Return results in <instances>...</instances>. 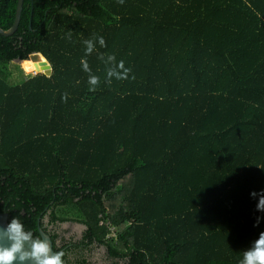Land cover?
<instances>
[{
  "label": "trees",
  "instance_id": "obj_1",
  "mask_svg": "<svg viewBox=\"0 0 264 264\" xmlns=\"http://www.w3.org/2000/svg\"><path fill=\"white\" fill-rule=\"evenodd\" d=\"M16 2L0 0L3 30ZM31 53L48 63L12 82ZM262 189L264 0H23L0 35L8 221L42 228L65 264H88L92 243L111 264H238L264 231Z\"/></svg>",
  "mask_w": 264,
  "mask_h": 264
},
{
  "label": "clouds",
  "instance_id": "obj_2",
  "mask_svg": "<svg viewBox=\"0 0 264 264\" xmlns=\"http://www.w3.org/2000/svg\"><path fill=\"white\" fill-rule=\"evenodd\" d=\"M97 42L103 45V37H97ZM85 43L86 52L91 53L94 48L93 42L88 40ZM108 59L111 60L112 57L109 56ZM85 68H87L86 64ZM108 75H116L119 78L120 74L110 70ZM97 80L95 76L89 77L92 84H96ZM250 196L258 197L256 210L264 212V189L259 192L253 191ZM262 219L264 217L256 216L253 226L258 225ZM5 241L6 243H2ZM64 256L63 250L53 252L47 240L34 238L32 232L26 230L16 217L0 227V264H14V262L15 264H65ZM238 264H264V231L260 232L258 238L244 250Z\"/></svg>",
  "mask_w": 264,
  "mask_h": 264
},
{
  "label": "flooded vegetation",
  "instance_id": "obj_3",
  "mask_svg": "<svg viewBox=\"0 0 264 264\" xmlns=\"http://www.w3.org/2000/svg\"><path fill=\"white\" fill-rule=\"evenodd\" d=\"M43 223H44V225H43L44 228H46L51 233L59 234V237L63 236L65 240L73 241V242H80V241L84 240V232L85 231H82L81 233H79L78 231H73L71 228L65 229V228L61 227V224L60 225H48L46 218L43 220ZM71 223H73V222H71ZM55 244H56L55 246L57 248H59V247H61L63 242L60 239H56ZM87 247H89L90 249ZM79 250L84 251L85 258L87 259L88 264H97L98 263V260H97L98 256L101 258V261L103 262V264H111L110 260H108L106 254H105L104 249L101 247L95 246V244H93V243L88 245V246L86 245L85 250H84V245L81 244ZM102 250H103V252L101 253Z\"/></svg>",
  "mask_w": 264,
  "mask_h": 264
},
{
  "label": "water",
  "instance_id": "obj_4",
  "mask_svg": "<svg viewBox=\"0 0 264 264\" xmlns=\"http://www.w3.org/2000/svg\"><path fill=\"white\" fill-rule=\"evenodd\" d=\"M22 4H23V0H17L13 22H12L11 26L6 30H3L2 28H0V35L1 36H4V37L11 36L17 30L19 19H20V14H21V10H22ZM28 58H32V59L42 58L46 61V59L40 53H31L27 56L26 59H15L14 61H16L17 63L20 64L22 61H25ZM46 63H48V62L46 61ZM7 223H8L7 213H0V227H3ZM61 227L65 228V229L71 228L73 231H78L79 233L86 230V227L84 225L79 224V223H71V222H64L63 224H61ZM38 234H39V238L45 239L49 242L50 247L52 248V251L55 252L53 250V242H52L50 236L46 232H44L42 230V228L38 229ZM2 243H6V241L2 242ZM14 264H15V262H14Z\"/></svg>",
  "mask_w": 264,
  "mask_h": 264
},
{
  "label": "rangeland",
  "instance_id": "obj_5",
  "mask_svg": "<svg viewBox=\"0 0 264 264\" xmlns=\"http://www.w3.org/2000/svg\"><path fill=\"white\" fill-rule=\"evenodd\" d=\"M15 66H18V68L20 69V72L16 69ZM9 68L12 69V71L14 72L13 76H11V81L14 83H18L21 80V77H23V76L36 74L34 72H30L29 70L24 71L21 68L20 64L17 63L16 61H12L11 64H9ZM27 72H30V73H27ZM39 73H44L46 75H49L51 73L50 65L48 64V67L44 71L39 72ZM102 252H103V250L101 251V253ZM97 260H98L97 264H103V262L101 261V258L99 256H98Z\"/></svg>",
  "mask_w": 264,
  "mask_h": 264
},
{
  "label": "bare ground",
  "instance_id": "obj_6",
  "mask_svg": "<svg viewBox=\"0 0 264 264\" xmlns=\"http://www.w3.org/2000/svg\"><path fill=\"white\" fill-rule=\"evenodd\" d=\"M39 59H41V58H37V59H28V60H31V61H37V60H39Z\"/></svg>",
  "mask_w": 264,
  "mask_h": 264
}]
</instances>
